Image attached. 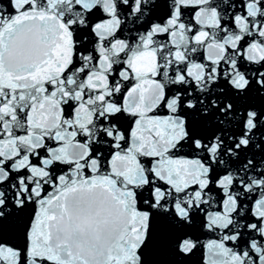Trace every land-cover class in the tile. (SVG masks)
I'll return each instance as SVG.
<instances>
[{
	"label": "snow or ice",
	"instance_id": "1",
	"mask_svg": "<svg viewBox=\"0 0 264 264\" xmlns=\"http://www.w3.org/2000/svg\"><path fill=\"white\" fill-rule=\"evenodd\" d=\"M0 264H264V0H0Z\"/></svg>",
	"mask_w": 264,
	"mask_h": 264
}]
</instances>
